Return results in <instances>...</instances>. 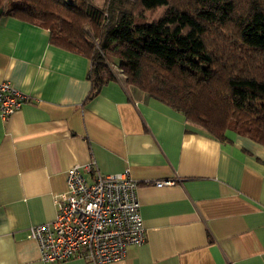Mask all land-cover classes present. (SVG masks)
I'll use <instances>...</instances> for the list:
<instances>
[{
  "label": "crops",
  "instance_id": "0c3cea01",
  "mask_svg": "<svg viewBox=\"0 0 264 264\" xmlns=\"http://www.w3.org/2000/svg\"><path fill=\"white\" fill-rule=\"evenodd\" d=\"M90 67L49 29L0 20V82L28 96L0 115V264H95L46 263L28 235L55 219L76 164L88 181L129 170L140 182L146 241L102 264H264V144L232 130L219 140L120 77L91 95Z\"/></svg>",
  "mask_w": 264,
  "mask_h": 264
},
{
  "label": "trees",
  "instance_id": "16d2710c",
  "mask_svg": "<svg viewBox=\"0 0 264 264\" xmlns=\"http://www.w3.org/2000/svg\"><path fill=\"white\" fill-rule=\"evenodd\" d=\"M163 8L156 19L148 10ZM91 60V95L118 76L219 140L264 144V0H0Z\"/></svg>",
  "mask_w": 264,
  "mask_h": 264
},
{
  "label": "built area",
  "instance_id": "2783aa9c",
  "mask_svg": "<svg viewBox=\"0 0 264 264\" xmlns=\"http://www.w3.org/2000/svg\"><path fill=\"white\" fill-rule=\"evenodd\" d=\"M28 99L9 81L0 82V115L6 119ZM95 163L85 166L92 171ZM172 180H159L161 187ZM140 182L123 173L96 170L88 181L79 164L67 171L66 188L54 195L57 208L53 221L33 225L29 237L38 243L46 263L83 259L95 264L126 257L132 245L146 241L137 190Z\"/></svg>",
  "mask_w": 264,
  "mask_h": 264
},
{
  "label": "rangeland",
  "instance_id": "374dc122",
  "mask_svg": "<svg viewBox=\"0 0 264 264\" xmlns=\"http://www.w3.org/2000/svg\"><path fill=\"white\" fill-rule=\"evenodd\" d=\"M93 1V3L95 4V5H97V6H101V5H103L104 4V2H105V0H92ZM163 8H159V9H157V10H155V11H153V10H148V11H146L145 13H144V16L146 17V18H148V19H156V18H158L160 15H161V13L163 12ZM110 68H112V70L114 71V73H116L117 75L116 76H118V77H120V78H122V79H124V75L122 74V72L115 66V65H113V64H110Z\"/></svg>",
  "mask_w": 264,
  "mask_h": 264
}]
</instances>
